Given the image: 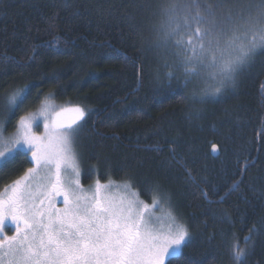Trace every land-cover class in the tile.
Returning <instances> with one entry per match:
<instances>
[{"label": "trees", "instance_id": "trees-1", "mask_svg": "<svg viewBox=\"0 0 264 264\" xmlns=\"http://www.w3.org/2000/svg\"><path fill=\"white\" fill-rule=\"evenodd\" d=\"M152 3L0 0V119L7 96L25 85L31 95L6 135L49 93L56 104L89 109L78 148L82 185L124 182L133 173L138 181H158L196 236L172 264H233V233L244 248L248 230L264 228V52L225 96L186 103L173 95L184 93L180 81L169 85L164 76L163 60L172 64L175 57L163 49L141 51L155 38ZM141 61L142 83L136 71ZM197 109L199 118H190ZM29 161L24 152L0 162V191L31 167ZM135 190L143 193L139 184ZM140 198L153 200L151 193ZM253 241L245 264H264V231Z\"/></svg>", "mask_w": 264, "mask_h": 264}, {"label": "snow or ice", "instance_id": "snow-or-ice-1", "mask_svg": "<svg viewBox=\"0 0 264 264\" xmlns=\"http://www.w3.org/2000/svg\"><path fill=\"white\" fill-rule=\"evenodd\" d=\"M149 8L157 17L151 26L155 38L141 51L163 49L175 57L172 64L163 60L164 76L169 85L174 78L180 81L184 93L173 90V95L193 106L225 96V89L264 52V0H153ZM136 71L142 83V61ZM155 78H161L160 67ZM30 95L31 86L25 85L7 96L0 119V162L24 152L31 157V167L0 191V264H172L196 241L189 225L171 210V195L158 181H138L133 173L123 183L127 194L119 198L110 196L112 186L99 179L93 187L82 186L78 148L89 109L57 105L49 93L38 110H25L6 135L8 123ZM200 111L190 118H199ZM41 121L44 131L38 133ZM188 176L193 179L190 172ZM138 184L143 193L135 190ZM149 193L153 205L169 204L166 227L157 226L140 199ZM56 197L63 198L62 208ZM9 223L15 228L12 235L6 234ZM261 231L250 228L244 248L233 233V264H245L253 237Z\"/></svg>", "mask_w": 264, "mask_h": 264}, {"label": "rangeland", "instance_id": "rangeland-1", "mask_svg": "<svg viewBox=\"0 0 264 264\" xmlns=\"http://www.w3.org/2000/svg\"><path fill=\"white\" fill-rule=\"evenodd\" d=\"M57 105H62V106H67V107L75 106V105H69V104H57ZM36 131L38 133L44 131L42 121L39 122V127L36 129ZM29 156H30V154H29ZM30 159H31V157H30ZM123 183L124 182L107 181V182L102 183V184H110L112 187H111V190L108 194L110 196H114L116 198H119L120 196L127 194L126 190L123 188ZM94 184H95V182H93L91 185H88V186H84V185H82V186L87 189V188L93 187ZM60 201H62V203H63V198L62 197H56V199H55L56 206L62 208L63 206H60L57 204L58 202L60 203ZM145 203H147V202H145ZM147 204L149 205L148 213H149V215H151L154 218L157 226L158 227H166L167 224L169 223V212H170L169 204L164 202V201H161L159 204L153 205V200ZM171 210H173L175 212V214H177L181 218V220L183 222H185V220L182 218L180 213H178L177 210L173 207L172 203H171ZM14 231H15V228L13 225H11L10 223L8 225H6V234L7 235H12L14 233Z\"/></svg>", "mask_w": 264, "mask_h": 264}, {"label": "water", "instance_id": "water-1", "mask_svg": "<svg viewBox=\"0 0 264 264\" xmlns=\"http://www.w3.org/2000/svg\"><path fill=\"white\" fill-rule=\"evenodd\" d=\"M216 151L214 152L213 151V146H212V148H211V154L213 155V156H217L218 155V148L216 147Z\"/></svg>", "mask_w": 264, "mask_h": 264}, {"label": "flooded vegetation", "instance_id": "flooded-vegetation-1", "mask_svg": "<svg viewBox=\"0 0 264 264\" xmlns=\"http://www.w3.org/2000/svg\"><path fill=\"white\" fill-rule=\"evenodd\" d=\"M57 204L60 205V206H64L62 201H60V203L58 202Z\"/></svg>", "mask_w": 264, "mask_h": 264}]
</instances>
